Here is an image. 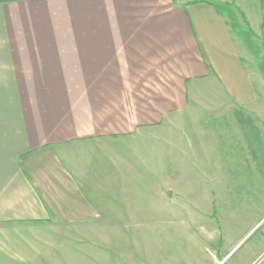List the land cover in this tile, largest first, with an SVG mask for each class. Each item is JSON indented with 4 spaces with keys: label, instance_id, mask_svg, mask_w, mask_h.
I'll return each instance as SVG.
<instances>
[{
    "label": "crops",
    "instance_id": "crops-1",
    "mask_svg": "<svg viewBox=\"0 0 264 264\" xmlns=\"http://www.w3.org/2000/svg\"><path fill=\"white\" fill-rule=\"evenodd\" d=\"M216 4L0 0V264H39L64 226L107 238L101 225L151 222L153 176L185 174L184 127L233 129L203 148L224 161L191 174L230 175L223 191L264 175L236 161L261 103L248 51ZM211 197L198 199L211 215L191 216L202 230L177 247H197L203 264H248L238 253L260 232L250 249L264 254V199L247 218L226 203L233 213L219 222Z\"/></svg>",
    "mask_w": 264,
    "mask_h": 264
},
{
    "label": "rangeland",
    "instance_id": "rangeland-1",
    "mask_svg": "<svg viewBox=\"0 0 264 264\" xmlns=\"http://www.w3.org/2000/svg\"><path fill=\"white\" fill-rule=\"evenodd\" d=\"M212 1L219 3V8L225 12L229 11L222 3L225 2L232 8L231 10L236 15V19L233 18V21L241 26L239 29L240 32H245L248 35H250V33H247L248 31L252 30L254 32V36H250L255 44L254 50L256 51L257 48L259 51L258 57L264 60V0ZM238 39L246 47L244 41L240 37ZM246 49L249 55L248 64L250 70L256 73L254 78L256 80L261 107H259L260 110L255 114L248 115V118L257 120L258 124L256 128L254 125V127H251L246 124L245 136H247L249 148L247 154H244L245 152L242 151L240 158H237L236 161L242 164L245 162L249 167H262L264 169V78L257 68L255 56L248 47ZM258 74H260V77ZM198 101L193 103V105L196 106L199 103ZM232 130L231 127H184L182 133L184 152L181 162L184 166L185 174L183 177L182 175L176 176L175 174H170L166 183L159 176H153V189L159 188L160 186V190H152L151 192V222H121L119 224L101 225L103 226L104 234H109L110 236L107 238L97 237L96 233L92 232L94 230L92 226L94 225H91V229L81 230L64 226L61 235H59L60 239L58 240L57 248L42 258L39 264H203V262L199 261V250L197 247L193 248L191 245L185 249L179 246L177 247L179 239L181 240L183 238L185 241H188L192 237L197 236L202 230L199 226L200 224L192 220L191 216L194 213L199 215L212 214V207L198 206V199L201 198L204 203L203 205L206 206L207 199L209 201L211 199L212 201L211 191L214 189L217 208H213V215H217L219 222L225 221L224 217L233 213L231 206H226L228 202L230 204L231 201L236 203L237 206L234 209L243 218H247L250 214L252 215L255 210L253 205L260 208L263 206L264 182L262 183L260 181L264 180V175H249L248 187L242 185L239 190L223 191L221 183V188L218 189L217 181H225L229 177L231 178L230 175L191 174L193 168L201 171L204 163H210V160L212 162L214 160L216 162L224 161L216 158L207 159V154L204 153L205 150L203 148L208 149V145L211 143V148L214 150L213 147L215 148L216 145V137L219 134L223 135L219 137L220 140L225 142L224 137L231 135ZM201 131L207 133L203 134ZM226 161L229 163L232 160L228 159ZM181 179L183 186L187 184L189 186L177 190L175 188V182H181ZM191 179H195L196 184L194 182H187ZM156 183L159 185H156ZM193 185L195 186V190L192 187L189 188ZM201 185L206 188L199 187ZM166 202L167 218L164 221H160L159 214L163 212L161 206ZM224 202L225 205L222 206ZM251 209L254 210L251 211ZM111 226L114 227V231H110L112 233H106V227ZM256 231L258 230H253L250 235H253ZM259 233L243 246L238 253L243 254L245 251H248L246 254L250 260L248 264H264V254L256 256L251 253L250 249L251 242L255 241ZM224 262L221 259L216 264H224Z\"/></svg>",
    "mask_w": 264,
    "mask_h": 264
},
{
    "label": "trees",
    "instance_id": "trees-1",
    "mask_svg": "<svg viewBox=\"0 0 264 264\" xmlns=\"http://www.w3.org/2000/svg\"><path fill=\"white\" fill-rule=\"evenodd\" d=\"M217 7L219 8V5L216 4ZM225 8H227V10L229 12H227L228 14V18L231 21V26L233 28L234 33L241 38L242 41H244V43L246 44V47H248V49L251 51V53H253V55L256 58V63H257V68L259 69L260 73L262 74L263 78H264V60L260 59L258 57V53L259 51L256 48L255 49V44L253 42V40H251L250 36H254V32L252 30L248 31L247 33H250V35L246 34L245 32H240L239 29L241 26L237 25L236 23H234L233 18L236 19V15L234 14L233 10H231L232 8L230 6H228L226 3L222 4ZM220 9V8H219ZM239 119L241 120V122H245V117L241 114H239ZM215 208V207H214Z\"/></svg>",
    "mask_w": 264,
    "mask_h": 264
}]
</instances>
